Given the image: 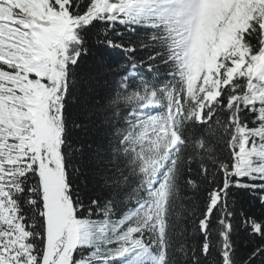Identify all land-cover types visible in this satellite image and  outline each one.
Masks as SVG:
<instances>
[{
  "label": "snow or ice",
  "instance_id": "6c2138e0",
  "mask_svg": "<svg viewBox=\"0 0 264 264\" xmlns=\"http://www.w3.org/2000/svg\"><path fill=\"white\" fill-rule=\"evenodd\" d=\"M0 264H264V0H0Z\"/></svg>",
  "mask_w": 264,
  "mask_h": 264
}]
</instances>
